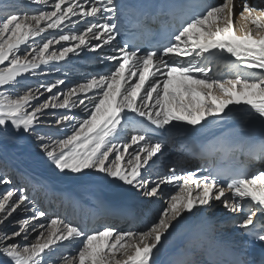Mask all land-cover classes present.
Instances as JSON below:
<instances>
[{"label": "snow or ice", "instance_id": "obj_1", "mask_svg": "<svg viewBox=\"0 0 264 264\" xmlns=\"http://www.w3.org/2000/svg\"><path fill=\"white\" fill-rule=\"evenodd\" d=\"M31 3L45 8L31 12L13 0L0 9V150L31 141L55 180L133 193L159 207L143 227L125 231L107 222L113 213L98 201V227L88 229L50 217L26 186L10 188L0 194V264H157L173 232L217 206L243 239L224 241L213 223L199 264H264V0ZM81 53H93L104 71L67 90L63 79H47ZM224 53L235 58L227 79L208 67ZM40 75L46 79L29 83ZM228 121L258 125V138L213 145L246 156L241 168L199 178L176 167L153 174L166 143L177 162L193 154L174 134ZM8 169L5 158L0 185L13 183ZM169 185L178 190L165 193Z\"/></svg>", "mask_w": 264, "mask_h": 264}, {"label": "bare ground", "instance_id": "obj_2", "mask_svg": "<svg viewBox=\"0 0 264 264\" xmlns=\"http://www.w3.org/2000/svg\"><path fill=\"white\" fill-rule=\"evenodd\" d=\"M21 1L22 0H15L18 6L20 5ZM12 2L13 0H0V9H4L5 5L10 4ZM211 2H215V0H211ZM255 2L261 3V0H255ZM235 27L239 29L240 23L238 21L235 24ZM48 32L51 33L53 32V30H48ZM47 34L48 33H45L43 35H47ZM238 34L240 33L238 32ZM92 54L93 53H88L87 55H85L84 53H81L78 56L70 54V63L73 65H69L66 67V65L64 66L61 65L63 62H59L58 67H60L61 70L53 71L47 77V79L54 80V78L56 77L57 79H61L64 77V75H67L68 73H77V74L82 73L83 71L80 69L81 66H83L85 63H88V61L91 60L90 57ZM233 62H235V58L231 57L227 53H224L223 56L213 57L211 58V62L209 63L211 68V72L209 74L211 75L212 70H214L213 75L218 74L220 78L223 79L229 78L230 76H233L235 73L230 67H227V65ZM219 68H222L223 70H220ZM45 79L46 77L43 75L37 77H30L29 83L35 84L36 82L44 81ZM73 111L75 112L76 109H73ZM77 115H79V113H77ZM230 130H235V132L236 131L241 132L244 134L245 138L248 139L258 138L259 135V134L256 135V131L258 130V125H254L250 123L241 124L237 121H228L226 123L218 122V123L210 124L208 127L202 129L199 133L174 134L172 140L176 141L177 143H179L180 141H184L187 144L191 145L193 148V154L191 155L193 156V158L197 159L194 162L199 161V163L201 162L203 164H206L202 171L201 170H194V171H201V174L208 175L209 172L213 170L214 158H212L206 151L199 149L200 140L208 139V138L214 139L215 137L220 136L221 133H225ZM60 134L61 133H56V135H60ZM167 148H168V143L164 147V153H165L164 156L160 158V160L157 162V165L153 169V174L155 173L167 174L168 169L164 167V165H161L160 163L162 161H165L167 158H171V160L173 161L177 160L178 153L174 150L166 152L165 150ZM20 154H22L23 161L18 160L14 156H11L9 154H5L4 152H2V150H0V163H2L5 160V158H7L9 168L12 174L16 178L26 182V184L29 183V186H30V182H32L33 184L31 185V187L33 186L36 187L35 189H37L40 192V194H43L45 198L51 197L50 201L47 203L48 205H50V207L56 205L57 202L56 199L57 197L60 196L62 199L60 203L61 205L57 210H54L53 207L50 210V212L53 210V213L56 216H59L60 212L63 213L66 210L67 212L65 219L66 222H74V224H77V222L75 223V221L73 220L74 219L76 220V217L78 218L79 212H81L82 216L79 220L83 221L85 218V222L83 226L80 225L81 227H87L88 229L98 227L97 217L96 215H94V210L97 208V202L99 201L102 202L104 205H106L113 213L108 218L107 220L108 223H111L113 225L115 224L114 226L117 225L116 227H118L120 230L121 229H125V231L137 230L139 226L144 225L142 223H139L141 221V218L144 219L145 222L151 220V218L156 214V209L159 207V204L156 200L145 199L133 193H128L124 191L116 192L111 189L105 192L97 188L95 189L94 187L92 189L93 193H86L84 190L80 191L78 189H75L73 184L69 182H61L55 180L52 171L48 168L47 164L42 160L39 154V150L35 147L33 143H31V141L24 142V146L22 150L19 151L18 155ZM170 154L171 156H168ZM187 155L189 154L186 153L183 154L179 162L185 161L189 165L191 162L190 159H188ZM185 156L187 157V159L185 158ZM243 157L246 159V162L248 163L249 162L248 158L244 155ZM252 167L258 169L261 167V165L258 161H256V162H252ZM41 184H45L47 185V187L41 188L39 186ZM167 187L169 188L170 191L174 189V186L172 185H169ZM164 191L165 193L170 192L165 188ZM99 192L102 193V195ZM136 215L141 216V218L137 216L138 217L137 220L139 221L137 222L138 225H135L134 222ZM213 223L214 222L209 216L206 217V215H204L203 217L200 218H193L192 221L188 223L185 227H182L177 231L173 232L172 235L169 236L168 239L164 241V246L160 248V251L156 256L157 264H175V262L181 258L188 261H194L196 262V264H199V262H201L205 258V253L204 251H198L200 254H198L197 257L188 254L187 252H189L190 250L191 252H194L196 249H199V247L193 245L194 248L192 250V248H190L192 246H190L191 244L188 243L187 237H192V239L193 236H197V235L204 237L207 233H209L212 230ZM78 224L81 223L79 222ZM224 228H226V226L225 227L223 226V230ZM218 234H219L218 236H220L224 241H227L229 239L240 241L243 239V237H241V235L239 234L238 229L235 232L236 236L234 235L226 236V234L223 232L220 233L218 232ZM172 236L175 237L173 238ZM180 237H185L186 239L185 242L181 243L179 240ZM171 238H173V241L175 240L174 243L170 241ZM200 242L201 241H198V243ZM170 244L173 245L174 250L176 251L177 254L173 253L174 250L173 251L167 250L168 245ZM162 252L164 253L163 255ZM66 253L69 254L70 250L69 253L68 252Z\"/></svg>", "mask_w": 264, "mask_h": 264}, {"label": "rangeland", "instance_id": "obj_3", "mask_svg": "<svg viewBox=\"0 0 264 264\" xmlns=\"http://www.w3.org/2000/svg\"><path fill=\"white\" fill-rule=\"evenodd\" d=\"M19 7H21V8H25V9H27L28 11H31V12H35L37 9H39V8H45V6L44 5H39V4H33V3H31V0H22L21 1V3H20V5H19ZM47 10V9H46ZM56 47H59V46H56ZM94 56V54H92L91 55V57H93ZM62 66H64V65H66V67L67 66H69V65H73V64H67V63H65V62H63L62 64H61ZM208 67L210 68V65L208 64ZM83 72L82 73H79V74H77V73H68L67 75H64V77L63 78H61V79H63L64 81H65V84L64 85H62L61 87L62 88H64L65 90H67V88L68 87H71L72 85H74V84H76V83H78V82H80V81H82V80H84L85 78H86V76H87V74H89V73H96V72H102V71H104V65H100V64H97L96 62H95V60L94 59H91V60H89L88 61V63H85L83 66H81V68H80ZM220 70H223L222 68H219ZM213 73H214V70H212V73H211V75H213ZM69 75V76H68ZM79 75V76H78ZM75 77V78H74ZM220 77V76H219ZM52 79V78H51ZM55 79H57V77L56 78H54V80ZM70 79V80H69ZM225 79H227V78H225ZM33 84V83H32ZM80 115V114H79ZM167 144V143H166ZM165 144V145H166ZM23 146H24V142L23 143H21V144H18V145H15V146H9V148L7 149V151L5 152L4 150H2V152H4L5 154H9V155H11V156H14L16 159H18V160H21V161H23V157H22V154H20V155H18V153H19V151H21L22 150V148H23ZM166 152H169V151H171L170 150V148L168 147L166 150H165ZM168 156H171V154L170 155H168ZM187 157H188V159H190V164L188 165V163L187 162H185V161H180L179 163L177 162V160H175V161H173V160H171V158H167L165 161H162L160 164L161 165H164V167H166L167 169H169V168H171V167H176V169H177V173L180 175H182L183 174V171H194V170H203L204 169V167H205V165L206 164H203V163H199V161H197V162H194L195 160H197V159H195V158H193V156L191 155V154H189V155H187ZM187 157L185 156V158L187 159ZM205 161V160H204ZM194 163V164H193ZM8 171H9V175L12 177V181H13V183L12 184H10V185H0V194H3V193H5L8 189H10V188H13V187H17V186H26L27 187V189H28V193H29V196L31 197V196H37L38 197V200H39V205L41 206V207H43L46 211H47V213L49 214V216L50 217H55L56 215L53 213V210L50 212V210L53 208L54 210H57L58 208H59V206L61 205L60 203H61V201H62V199H61V197L59 196V197H57V202H56V205L55 206H53V207H50V205H48L47 203L50 201V199H51V197L49 198H45V196L43 195V194H40V192L36 189L35 191H34V188H36V187H31V185L33 184L32 182H30V186H29V183H27L26 184V182H24V181H22V180H19L18 178H16L13 174H12V172H11V170H10V168L8 169ZM201 171H197L198 173H197V178H199L200 176H203V175H205V174H201ZM19 180V181H18ZM26 184V185H25ZM14 185V186H13ZM16 185V186H15ZM74 186V185H73ZM75 187V189H78V190H80V191H82V190H84L86 193H93V187L96 189H99L98 187H96V186H91V185H86V186H82V187H77V186H74ZM165 189L166 190H168V191H170L169 190V188L168 187H165ZM101 190V189H100ZM176 190H178L177 188H175L174 187V189H172L169 193H174ZM101 191H105V192H107V191H109V189H103V190H101ZM79 192V191H78ZM100 193V192H99ZM101 195H102V193H100ZM53 196V195H52ZM45 202V203H44ZM219 207L220 206H217V207H215V208H212V209H209L208 210V212L205 214L206 215V217H210L211 219H212V221L214 222V225H215V233L217 234V236L219 235L218 234V232L220 233V232H223V233H225L226 234V236H236V234H235V232H236V228L234 227V222L233 221H231L232 220V218L229 216V215H227V214H225V213H223L222 211H220V210H218L219 209ZM66 214H67V212H66V210L62 213V212H60V215L58 216V217H61V218H63L64 220L66 219ZM81 216H82V213L81 212H79V215H78V218L76 217V220L74 219L73 221H75V223L77 222V224L80 222L81 224H79V225H81V226H83V224H84V222H85V218H84V220L82 221V220H79L80 218H81ZM138 215H136L135 216V225H138V223L137 222H139L138 220H137V218L139 217V218H141V216H138ZM137 220V221H136ZM66 221V220H65ZM229 221H230V223H229ZM72 223H74V222H72ZM139 223H142V224H144L145 223V220L144 219H142L141 218V221L139 222ZM95 225H97V224H95ZM115 225V224H114ZM117 226V225H116ZM221 226V227H220ZM223 226L225 227L226 226V228H224V230H223ZM141 227H143V226H139L138 228H141ZM222 228V229H221ZM235 228V229H234ZM121 230H125V229H121ZM233 233V234H232ZM224 234V235H225ZM194 238L193 239H191V237H189L188 238V243H190L191 245L190 246H192V247H190V248H192V250H193V248H194V246H198L199 247V249H196L194 252H191V250L189 251V252H187V250H186V252L188 253V254H191V255H194V256H198V254H200L198 251H203L201 248H200V244L202 243V241H203V238L204 237H202V236H193ZM220 237V236H219ZM170 241L171 242H175V240L173 241V238H171L170 239ZM198 241H201L200 243H198ZM194 245V246H193ZM67 250V251H66ZM167 250L168 251H173L174 250V247H173V245L172 244H170V245H168V248H167ZM61 251L62 252H64L65 254H67L66 252H68L69 253V249L68 248H63V249H61ZM173 253H176V251L174 250L173 251ZM70 254V253H69ZM177 254V253H176ZM163 255V254H162Z\"/></svg>", "mask_w": 264, "mask_h": 264}]
</instances>
